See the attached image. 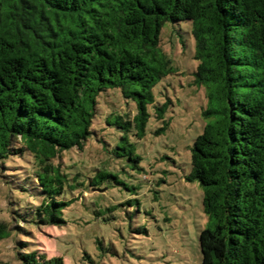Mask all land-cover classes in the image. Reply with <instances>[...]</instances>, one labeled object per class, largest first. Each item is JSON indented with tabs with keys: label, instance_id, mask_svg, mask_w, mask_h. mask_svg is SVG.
<instances>
[{
	"label": "trees",
	"instance_id": "16d2710c",
	"mask_svg": "<svg viewBox=\"0 0 264 264\" xmlns=\"http://www.w3.org/2000/svg\"><path fill=\"white\" fill-rule=\"evenodd\" d=\"M167 23L183 48L192 38V84L206 99L186 176L208 219L201 264H264V0H0V162L32 158L37 200L11 218L61 229L76 190L120 183L105 168L87 177L59 162L94 137L104 93L118 91L135 114H109L105 124L123 136L102 148L138 168L130 137L163 119L155 89L176 72L160 46ZM12 233L27 231L0 223V239ZM27 244L15 243L18 264H64Z\"/></svg>",
	"mask_w": 264,
	"mask_h": 264
},
{
	"label": "rangeland",
	"instance_id": "374dc122",
	"mask_svg": "<svg viewBox=\"0 0 264 264\" xmlns=\"http://www.w3.org/2000/svg\"><path fill=\"white\" fill-rule=\"evenodd\" d=\"M160 38L161 49L176 68L155 89L157 103L166 104L163 119L151 116L145 136L130 137L140 158L138 168H132L127 157L111 158L102 147L120 145L123 136L105 124L109 114L132 117L135 106L126 104L118 91L99 97L94 137L83 152L72 149L59 162L68 173L87 177L96 168H105L120 183L105 182L101 190H76L74 203L64 212L66 227L31 226L11 218V209L37 204L28 179L32 158L0 162V223L11 231L15 226L27 231L21 237L12 233L0 239V264H18L14 247L19 240L48 257H61L64 264H201L198 234L208 219L199 184L186 176L191 169L190 149L205 125L201 109L206 99L204 89L192 84L197 65L192 38L186 37L183 48L169 23ZM108 208H113L112 213L106 212Z\"/></svg>",
	"mask_w": 264,
	"mask_h": 264
}]
</instances>
